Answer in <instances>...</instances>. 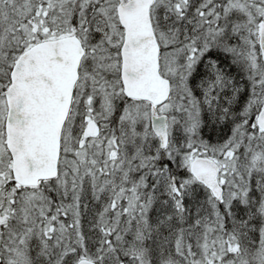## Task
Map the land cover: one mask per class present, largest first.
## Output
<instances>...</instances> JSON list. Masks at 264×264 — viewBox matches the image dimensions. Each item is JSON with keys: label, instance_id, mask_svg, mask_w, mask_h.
Segmentation results:
<instances>
[{"label": "snow or ice", "instance_id": "obj_1", "mask_svg": "<svg viewBox=\"0 0 264 264\" xmlns=\"http://www.w3.org/2000/svg\"><path fill=\"white\" fill-rule=\"evenodd\" d=\"M0 264H264V0H0Z\"/></svg>", "mask_w": 264, "mask_h": 264}]
</instances>
